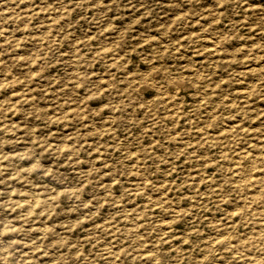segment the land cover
Returning <instances> with one entry per match:
<instances>
[{"label":"rangeland","instance_id":"rangeland-1","mask_svg":"<svg viewBox=\"0 0 264 264\" xmlns=\"http://www.w3.org/2000/svg\"><path fill=\"white\" fill-rule=\"evenodd\" d=\"M0 264H264V0H0Z\"/></svg>","mask_w":264,"mask_h":264},{"label":"bare ground","instance_id":"bare-ground-1","mask_svg":"<svg viewBox=\"0 0 264 264\" xmlns=\"http://www.w3.org/2000/svg\"><path fill=\"white\" fill-rule=\"evenodd\" d=\"M9 12V11H8ZM244 155V154H243ZM243 157V156H242ZM248 158H250V157H248ZM244 159H245V157H244ZM236 160H234V162H235ZM238 164H240V163H238ZM234 165V164H233ZM236 165V164H235ZM249 165V164H248ZM251 165V164H250ZM255 166V165H254ZM253 167V166H252ZM248 169V168H247ZM249 169H251V168H249ZM250 171V170H249ZM248 174V173H247ZM249 176V175H248ZM245 177V176H244ZM247 179H248V177H247ZM246 179V180H247ZM249 180V179H248ZM242 182V181H241ZM247 183V182H246ZM245 183V184H246ZM249 183V182H248ZM247 185V184H246ZM31 194V193H30ZM33 195H34V193H33ZM34 197V196H33ZM26 199H28V198H26ZM37 200V199H36ZM41 230V229H40ZM39 231V230H38ZM239 255V254H238ZM238 257H240V256H238Z\"/></svg>","mask_w":264,"mask_h":264}]
</instances>
